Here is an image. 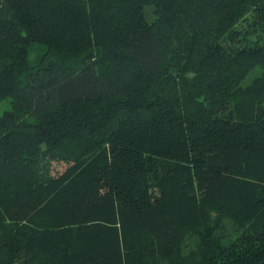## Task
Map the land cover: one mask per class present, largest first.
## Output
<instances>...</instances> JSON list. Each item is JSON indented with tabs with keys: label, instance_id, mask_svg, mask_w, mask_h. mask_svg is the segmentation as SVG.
Segmentation results:
<instances>
[{
	"label": "trees",
	"instance_id": "16d2710c",
	"mask_svg": "<svg viewBox=\"0 0 264 264\" xmlns=\"http://www.w3.org/2000/svg\"><path fill=\"white\" fill-rule=\"evenodd\" d=\"M6 97L0 264H264V0H0Z\"/></svg>",
	"mask_w": 264,
	"mask_h": 264
},
{
	"label": "rangeland",
	"instance_id": "374dc122",
	"mask_svg": "<svg viewBox=\"0 0 264 264\" xmlns=\"http://www.w3.org/2000/svg\"><path fill=\"white\" fill-rule=\"evenodd\" d=\"M253 11V7L250 6L247 8V10L245 12L242 13V16L241 18L238 19L237 21V28L238 29H242L243 26H244V29H245V24L246 22H248L251 18H252V13ZM142 15H143V19L147 22H150L151 20H153L155 18L154 14H153V6H150V5H145L143 7V10H142ZM251 21V20H250ZM244 29H242L244 31ZM247 36V38H255V37H258L260 35H257V36H253V34H247L245 33ZM263 37V36H261ZM233 39L230 40L232 43H235V44H240V43H243V39H244V36H236V37H232ZM260 38V37H258ZM260 40L262 41L263 38H260ZM12 106V102L10 100L9 97H6V98H1L0 99V114H2L5 110H8L10 109ZM58 169H62V167H58Z\"/></svg>",
	"mask_w": 264,
	"mask_h": 264
}]
</instances>
